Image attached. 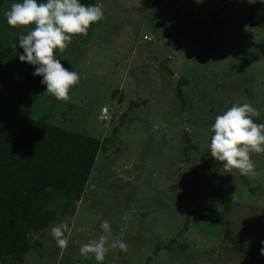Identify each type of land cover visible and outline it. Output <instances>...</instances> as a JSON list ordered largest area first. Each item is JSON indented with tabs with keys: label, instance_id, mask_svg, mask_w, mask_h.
Returning <instances> with one entry per match:
<instances>
[{
	"label": "rangeland",
	"instance_id": "obj_1",
	"mask_svg": "<svg viewBox=\"0 0 264 264\" xmlns=\"http://www.w3.org/2000/svg\"><path fill=\"white\" fill-rule=\"evenodd\" d=\"M97 4L105 18L55 53L80 75L70 100L45 90L27 107L31 118L98 139L100 149L74 212H57L29 232L21 262L0 264H98L79 249L99 238L102 219L128 245L123 252L109 241L103 264H264V153L251 154L252 177L226 171L209 148L216 115L234 103H252L255 122L264 123V29L245 25L234 2ZM10 5L0 15V39L17 52L18 37L33 26L10 27ZM4 83L18 98V80ZM62 222L66 249L50 234ZM224 233L254 257L245 260Z\"/></svg>",
	"mask_w": 264,
	"mask_h": 264
},
{
	"label": "trees",
	"instance_id": "obj_2",
	"mask_svg": "<svg viewBox=\"0 0 264 264\" xmlns=\"http://www.w3.org/2000/svg\"><path fill=\"white\" fill-rule=\"evenodd\" d=\"M94 1L80 0L84 5ZM217 1L224 6L236 3L246 13L245 25L264 29V0ZM5 2L22 0H0V15ZM22 54L21 48L14 52L0 39V261L21 262L29 249V232L43 230L57 212H74L73 203L80 199L100 149L96 138L29 116L27 105L46 85L42 77L33 76V66L19 61ZM5 79L18 80V98L7 92ZM223 236L245 260L254 257L237 239Z\"/></svg>",
	"mask_w": 264,
	"mask_h": 264
},
{
	"label": "clouds",
	"instance_id": "obj_3",
	"mask_svg": "<svg viewBox=\"0 0 264 264\" xmlns=\"http://www.w3.org/2000/svg\"><path fill=\"white\" fill-rule=\"evenodd\" d=\"M248 2L254 3L255 0ZM4 16L12 28L33 26L27 34L18 37L19 48L23 50L19 61L33 66V76L42 77L41 84L46 85L47 93L58 101L68 102L70 90L78 85L80 75L66 68L55 53L64 52L74 37L86 36L91 25L102 21L105 18L102 7L84 5L80 0H22L12 3ZM259 116L260 112L250 102L234 103L216 115L210 127V155L221 162L226 171L235 169L241 176L257 175L251 154L264 153V123L254 120ZM99 227L102 233L99 238L81 245L82 256L92 255L98 264H103L109 241L111 248L128 251L127 242L119 236L113 237L107 219H102ZM68 232L69 227L63 222L50 229L52 238L61 249L68 247ZM260 254L264 256V247Z\"/></svg>",
	"mask_w": 264,
	"mask_h": 264
}]
</instances>
